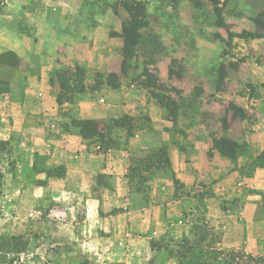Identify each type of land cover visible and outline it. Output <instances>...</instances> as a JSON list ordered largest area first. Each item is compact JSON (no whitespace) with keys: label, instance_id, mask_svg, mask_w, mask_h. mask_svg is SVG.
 <instances>
[{"label":"rangeland","instance_id":"rangeland-1","mask_svg":"<svg viewBox=\"0 0 264 264\" xmlns=\"http://www.w3.org/2000/svg\"><path fill=\"white\" fill-rule=\"evenodd\" d=\"M132 1L143 4L145 26L136 58L121 70L119 35L131 20ZM263 11L264 0H203L198 8L181 0H0V29L17 32L42 52L53 48L68 55L66 46L95 35L96 48L109 51L124 89L144 93L147 104L153 101L163 110V132L187 139L186 131L206 130L208 137L231 139L240 145L232 169L240 177L245 173V185L236 181L233 191H223L216 179L190 188L177 179L175 187L166 146L128 149L121 140L130 137L126 129L113 127L111 120L97 126L112 150L126 153L122 182L115 174H99L86 185L71 186L63 165H49L48 152L26 156L13 135L0 140L6 142L0 147V264H185L190 245L196 246L193 256L207 259L216 249L264 256L258 240L247 245L245 219L239 218L241 204L255 196L264 212V191L257 185L263 176L255 178L264 171V149L257 147L264 119V30L255 26ZM243 32L263 37L245 38ZM55 63L48 83L56 101L72 87L69 71L75 66L71 58ZM20 66L23 74L29 70ZM145 71L157 77L161 89L140 86ZM107 74L90 75L85 93L107 87ZM95 79L102 85L92 90ZM152 91L176 101L175 119ZM65 104L59 112L69 124L75 114ZM122 116L128 117L132 136L153 128L148 109ZM55 127L62 130L65 123ZM88 146L98 144L90 140ZM211 214L219 215L217 221Z\"/></svg>","mask_w":264,"mask_h":264},{"label":"crops","instance_id":"crops-1","mask_svg":"<svg viewBox=\"0 0 264 264\" xmlns=\"http://www.w3.org/2000/svg\"><path fill=\"white\" fill-rule=\"evenodd\" d=\"M182 2L188 3V0H181ZM97 41L94 35L91 40L76 41L73 46H66L68 55L55 54L53 48L42 52L38 47L29 45L25 37L17 32L5 34L0 29V54L12 52L19 61L18 68L0 64V80L9 83V92L0 96V140H9L13 135L19 137L26 156L30 153L48 152V164L63 165L65 181L71 186L86 185L99 174H115L118 181L122 182L121 174L127 161L126 153L120 150L109 149L105 153H99L98 147L89 148L90 140L84 139L77 128L69 126L65 131L55 127L56 122L68 124L69 120L59 112V108L66 110V104L59 106L49 93V72L56 64V58H60L61 62L71 58L72 66L84 68L85 85L93 81L90 75L93 76L94 73L116 72L110 62L109 51L106 48L97 49ZM200 54L202 53L198 54L199 57ZM117 61L120 66L121 56H118ZM20 64H25L23 68L27 66L29 70L23 74ZM67 106L73 109L75 118L91 119L97 123L111 121L122 114H133L135 110L148 109L153 128L121 139L128 149L147 150L166 146L170 167L176 179L186 188L200 182L207 184L215 179L223 191L230 188L233 191L236 181L245 185L244 171L242 178L237 171H233L230 159L212 148L213 139L219 136L208 137L211 134L206 130L186 131V139L174 132H163L160 128L163 126V110L153 101L147 104L144 93L124 89L123 85L114 90L101 87L84 93L75 104ZM259 130L257 147L261 151L264 149L263 118L259 121ZM208 150L212 153L210 157L207 156ZM256 174V179L263 176L257 185L264 191V171H257ZM241 205L239 218L245 219L247 245L255 244L257 240V245H264V212L258 197ZM218 216L211 214L215 221L217 219L214 217ZM226 238L227 236L225 240Z\"/></svg>","mask_w":264,"mask_h":264},{"label":"trees","instance_id":"trees-1","mask_svg":"<svg viewBox=\"0 0 264 264\" xmlns=\"http://www.w3.org/2000/svg\"><path fill=\"white\" fill-rule=\"evenodd\" d=\"M193 7L198 8L201 7L203 0H188ZM207 2H215L217 0H204ZM131 11V20L125 22L122 25L121 33L119 37L122 39V47H121V70H125L129 67V62L136 58L137 56V46L140 41V29L145 26V22H143V15L145 8L142 3L132 1V5L130 7ZM133 11V13H132ZM135 12V13H134ZM255 26L257 30H264V11L262 15L257 17L255 20ZM245 38H261L263 37L259 33H249L243 32ZM7 58H11V61H8ZM0 64H6L11 67L17 68L19 65V61L16 55L12 52H6L0 54ZM70 74L73 77L72 87L66 89V92H61L56 99L58 105H62L64 103L72 104L74 102V98L76 95H81L88 90V88L84 84L85 78V70L81 66L76 65L74 69H71ZM144 82L140 85L145 89H161V85L157 81V77L149 74L147 71L143 72ZM95 85L91 87L92 90L97 89L98 85L102 84V81L99 79H95ZM105 85L111 89H118L121 86L119 81V77L116 73H108L105 79ZM9 92V83L4 80H0V96L7 94ZM67 93H70L68 97H66ZM153 99L164 108L168 115L175 119L177 115V103L168 95L159 96L155 92H151ZM64 96V97H63ZM235 109V106H232ZM237 114L240 118H245L244 112L241 109H237ZM128 120L127 116H122L119 118L112 119L113 127L122 128L124 127L127 132V136H132L133 132L131 131V126L125 123ZM97 122L91 119H78L71 118L69 124H65L64 130L67 131L69 126L77 128L80 131V134L86 140L95 141L98 144L97 152L105 153L109 149H111V145L109 144V139L101 133L98 129ZM6 145V142L0 141V147L3 149ZM239 144L235 141L221 137L219 139L213 140V149L217 150L222 156L227 159L234 160L238 155ZM212 153H208V156H211ZM264 154V153H262ZM260 154L258 157H260ZM257 157V158H258ZM167 166L169 167V161H166ZM64 168V166H61ZM1 178V171H0ZM172 179L174 186L177 187L180 183L177 179H175L174 174L172 173ZM263 197V205H264V193H262ZM196 246H188L186 249L187 254L190 255L189 258L186 259L185 264H264V256H256L251 253L246 252H235L228 251L224 252L221 250H215L213 252V258L207 259L206 257H196L193 256V252Z\"/></svg>","mask_w":264,"mask_h":264}]
</instances>
